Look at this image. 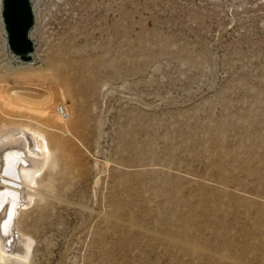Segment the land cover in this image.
Masks as SVG:
<instances>
[{
	"label": "rangeland",
	"instance_id": "obj_1",
	"mask_svg": "<svg viewBox=\"0 0 264 264\" xmlns=\"http://www.w3.org/2000/svg\"><path fill=\"white\" fill-rule=\"evenodd\" d=\"M30 2L28 60L0 17V109L55 165L13 264H264V0Z\"/></svg>",
	"mask_w": 264,
	"mask_h": 264
},
{
	"label": "bare ground",
	"instance_id": "obj_2",
	"mask_svg": "<svg viewBox=\"0 0 264 264\" xmlns=\"http://www.w3.org/2000/svg\"><path fill=\"white\" fill-rule=\"evenodd\" d=\"M8 96L22 99L16 93H9ZM37 111L40 119L38 121L51 123L55 127L65 125L56 115L52 117L49 105L42 106ZM18 113L19 118L23 120L14 121L8 116L10 114L0 109V191L14 194L16 197L15 200L12 195L0 197V224L7 219L8 208L12 207L13 210L9 224L0 228V264H13L18 260L14 254L23 258L29 255L32 240L27 235L18 233L20 220L17 214L22 207L25 208L30 203L38 201V198L44 197L42 190L46 192L50 190L52 175L50 171L47 173L46 169L55 165L47 136L38 128L37 112L27 107ZM57 114L59 115L58 112ZM14 230H17L16 236ZM12 245L14 248L11 249Z\"/></svg>",
	"mask_w": 264,
	"mask_h": 264
},
{
	"label": "water",
	"instance_id": "obj_3",
	"mask_svg": "<svg viewBox=\"0 0 264 264\" xmlns=\"http://www.w3.org/2000/svg\"><path fill=\"white\" fill-rule=\"evenodd\" d=\"M0 17L9 51L22 61L28 60L33 49L29 30L34 23L30 0H1Z\"/></svg>",
	"mask_w": 264,
	"mask_h": 264
},
{
	"label": "snow or ice",
	"instance_id": "obj_4",
	"mask_svg": "<svg viewBox=\"0 0 264 264\" xmlns=\"http://www.w3.org/2000/svg\"><path fill=\"white\" fill-rule=\"evenodd\" d=\"M7 160H8V156L6 155L5 156V161H6V164H5V175H7V168H8V165H7ZM7 195H12L13 196V199L15 200L16 197L14 194H11V193H6V192H3V191H0V197H4V196H7ZM13 216V210H12V207H9L8 210H7V219H5L2 224H0V228H3L5 226H7L11 220Z\"/></svg>",
	"mask_w": 264,
	"mask_h": 264
},
{
	"label": "built area",
	"instance_id": "obj_5",
	"mask_svg": "<svg viewBox=\"0 0 264 264\" xmlns=\"http://www.w3.org/2000/svg\"><path fill=\"white\" fill-rule=\"evenodd\" d=\"M56 111L59 113V115H60L61 117H65V116H66L65 110H64V108H63L62 106H58V107L56 108Z\"/></svg>",
	"mask_w": 264,
	"mask_h": 264
}]
</instances>
